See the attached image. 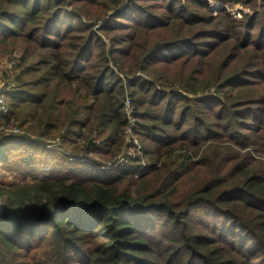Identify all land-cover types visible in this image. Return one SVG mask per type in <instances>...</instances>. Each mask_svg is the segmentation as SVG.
<instances>
[{
    "label": "trees",
    "instance_id": "obj_1",
    "mask_svg": "<svg viewBox=\"0 0 264 264\" xmlns=\"http://www.w3.org/2000/svg\"><path fill=\"white\" fill-rule=\"evenodd\" d=\"M137 1L73 0L89 6L66 16V0H0V39H25L42 58L30 62L36 56L25 51L17 86L6 96L10 110L0 127L18 122L31 137L2 133L0 165L13 167L16 148L31 162L33 145L59 136L82 141L83 158L94 163L77 168L57 154L72 175L51 171L0 200V254L7 255L0 264H28L16 261L24 252H32L31 264L264 262V7L257 11L256 0H221L254 12L232 20L225 10L204 16L205 0H187L198 11L180 0H161L146 7L157 6L161 14L137 22L129 12ZM121 20L128 23L112 24ZM101 23L100 31L128 27L132 33L117 38L126 77L149 66L170 67L172 75L147 82L107 78L109 56L116 53L106 55L98 45L93 28ZM205 24L215 29L205 30ZM137 30L163 37L129 59L134 43L128 39ZM126 88L142 108H135L134 118L136 133L149 141V165L140 157L118 163L129 125ZM94 156L110 159L111 167ZM167 223V236L202 226L214 235L187 237L188 248L159 256L154 232ZM245 236L263 247L261 253L247 252L244 263L237 259L247 246ZM90 239L102 243L88 248Z\"/></svg>",
    "mask_w": 264,
    "mask_h": 264
},
{
    "label": "rangeland",
    "instance_id": "obj_2",
    "mask_svg": "<svg viewBox=\"0 0 264 264\" xmlns=\"http://www.w3.org/2000/svg\"><path fill=\"white\" fill-rule=\"evenodd\" d=\"M208 3L209 9L205 12L201 11V13L206 16L210 17L213 15L214 17L218 14H221L226 11L228 16L232 20H242L244 15L247 14H254L252 10L249 8H246V4H228L225 5L221 3V0H205ZM253 0H242L244 3H250ZM161 2V0H139L135 4L131 5V8L129 12H132L135 15V19L137 22H141L146 14L151 15H159L162 13L159 7L157 6H151L147 9L146 7L150 5H154L155 3ZM168 1H165L164 3L167 4ZM264 0H256L255 4L257 5V11L262 9L264 7L263 5ZM180 5H187L189 9L198 11V8L191 3L187 2V0H180ZM89 5L86 4H74L73 0H66V3L64 5V9L68 14L66 16H69V14L76 15L75 12L81 11L80 7ZM264 17L261 16L260 18ZM120 22L114 21L112 24H123L128 23V21ZM107 22V21H106ZM104 22V23H106ZM104 23L99 24L95 28H93L94 35L97 36L98 45H102V49H105V54L107 55L108 52L116 53V55H110L109 56V66L111 69V72L108 74L107 78H111L112 75L117 76L118 78L122 79L124 82L128 81H134L137 79H142L144 82L147 81H154V76L157 75H172L174 70H170V67H147L145 72H136L134 76L126 77V72L128 71V68L124 66L123 58L119 51L117 50L119 48L117 42V38H124L128 37L126 35H131L130 29L128 27H119V29H116L112 33H107L105 31H100L99 27L103 25ZM214 30L215 26L213 25H207L205 24V30L207 29ZM139 32V33H138ZM258 35V34H257ZM162 35L160 32H148L145 34L144 32H140L137 30V32L134 33L128 40L133 42V46L131 47L128 57L129 59H132L135 56L141 55V52H147L151 47H153L157 42H160L162 39ZM200 43H204L203 39L199 40ZM105 45V46H104ZM128 44H126L124 47H127ZM25 51H29L28 53H33L36 57L31 59L30 62H41L42 58L39 56L41 52L37 51L36 48L32 45H29L28 42L25 39H19V40H13V39H0V100L1 98L5 100L6 105L9 109L7 98L6 96L12 92L13 88L17 86L16 82V76L20 73V65L22 64V57L25 54ZM113 51V52H112ZM131 62V61H129ZM195 64H189V68H192ZM94 67L98 66V62L93 63ZM120 66L125 69L126 72H122L120 69ZM134 67V66H132ZM30 79V78H29ZM126 85V83H125ZM181 96L182 92L180 93ZM136 101L141 99V95L136 96ZM142 109L139 107L138 103H134V98L132 97V91L128 88L125 89V100H124V111L126 116L129 119V125L126 127V130L124 132V148L122 150V153L118 156L119 162L118 163H124L127 161H131L133 159H137L138 157L142 158L141 164L142 165H149L148 159L144 157V145H148L149 141L143 138H140V136L136 133V127H137V119L134 118V114L136 112V109ZM147 108V106H146ZM10 110V109H9ZM1 111V110H0ZM6 113L5 115H8ZM1 114H0V122H1ZM178 117V114L177 116ZM257 125V124H255ZM187 127L184 128L183 134H186ZM2 133H5L7 137H18V138H25L27 136L31 137L30 134L27 133V130L25 128H22L19 123H14L11 126H1L0 127V135ZM170 136H173L171 134ZM45 145L39 144V145H33L41 147L43 150L40 152V149H35L33 146L31 147V150L33 151L34 159L31 162H28L27 154H23L21 156V152H18V148L15 149V154H13L11 157L13 159V167L7 168L5 165H0V200H3L10 196V194L13 191V188L17 186H22L24 184L30 185L33 184L34 180L41 179L44 175L51 174L52 172H61L66 173L69 171V168H64V165H66L67 162H65L62 158H60L58 155L65 157L69 159L72 162H75V164H79L77 168H89L94 165V163H90L87 160L83 158L82 155H86V149L83 148V142L80 140H75L72 143L65 142L62 137H52L47 138L43 141ZM27 147V145H25ZM24 148V147H22ZM25 149V148H24ZM46 151V154L44 153ZM63 153V154H62ZM40 154L43 156L37 157ZM58 154V155H57ZM74 154H78L81 156H77L80 160L77 158L72 157ZM96 162L103 164L102 166L104 168H109L110 166V159L104 158V157H96ZM116 160V157H115ZM109 164V165H106ZM30 165V166H29ZM26 166V168H25ZM94 167V166H93ZM74 168V167H72ZM102 169L101 167H99ZM73 172L68 173V175H72ZM219 218L218 216L212 220L213 225H217ZM170 224H162L161 226L157 227V229L154 232V237L156 236V250L158 252L159 256H167L169 254L170 250H175L177 248L183 249L188 248L187 244V237L190 236H199L200 238H205L206 236L212 237L214 234L207 230L204 226L200 228H189L186 232H182L181 230H178L176 233H171L170 236L168 233V229ZM207 241L206 239H201L200 242ZM102 241H95L94 239H90L88 243H86V246L88 248H97L98 245H100ZM244 244H246L245 250L242 251V254L240 255V259H237V261H242L245 263L246 259V253L248 252L251 254L252 252H259L261 253L262 244L260 242H257L253 240L250 236H245L244 238ZM220 247L221 254H226V249L223 248V245L218 246ZM165 251V252H164ZM32 256V252H24L22 258H17V262H27L28 264H31L29 258ZM2 257L4 259V263L6 262L7 255L6 254H0V261H2ZM9 258V255H8ZM232 258V257H230ZM224 260H231V259H224ZM236 260V259H235ZM232 261V260H231ZM69 264V263H68ZM264 264V262L262 263Z\"/></svg>",
    "mask_w": 264,
    "mask_h": 264
},
{
    "label": "built area",
    "instance_id": "obj_3",
    "mask_svg": "<svg viewBox=\"0 0 264 264\" xmlns=\"http://www.w3.org/2000/svg\"><path fill=\"white\" fill-rule=\"evenodd\" d=\"M0 114L1 115H5L6 113H8L9 112V109H8V107H7V105H6V102H5V100L4 99H2L1 98V100H0Z\"/></svg>",
    "mask_w": 264,
    "mask_h": 264
}]
</instances>
